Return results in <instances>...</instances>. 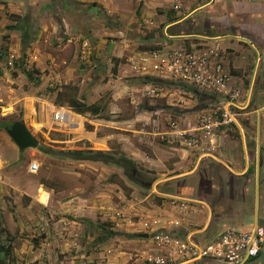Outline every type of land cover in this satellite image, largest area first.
I'll list each match as a JSON object with an SVG mask.
<instances>
[{
	"label": "rangeland",
	"instance_id": "rangeland-1",
	"mask_svg": "<svg viewBox=\"0 0 264 264\" xmlns=\"http://www.w3.org/2000/svg\"><path fill=\"white\" fill-rule=\"evenodd\" d=\"M108 1L110 7L105 8L104 4ZM68 4L72 6L71 10ZM169 4L158 0L151 10L157 15L172 12L165 17L170 22L175 20V14L181 16L184 10L173 9L177 3ZM84 9L89 10L86 28L81 23L82 16L74 17L69 12L83 13ZM40 10H43L40 18L44 22L37 25L14 19L4 11L5 18L14 21L6 22L4 17L1 18L0 10L1 43L16 52L18 57L11 69L0 70V247L10 250L7 256L0 252V264H26L24 259L29 250L42 247L46 241H52L51 246L56 249L66 247L76 250L81 245L87 251L100 247L105 251L108 248L101 246L103 241L109 237L126 236L123 231L129 227L127 223H131V218L125 211L134 203L135 208L147 211L162 206L160 215L167 219V224L173 225L168 230L160 227L159 223L153 229L145 222L139 228L148 239L142 245L140 262L151 264L148 259L163 255V251L152 241L153 236L169 232L184 240L188 231L198 227L188 226L186 230L183 226L189 218V206H201L192 201L199 200L177 193L182 189L186 193V188L193 184L189 185L186 181L188 186L175 187L183 181L180 179L178 184L175 181L171 184L168 177L188 169L190 161L185 160L187 157L198 160L207 153L206 144L188 147L183 140L191 137L188 134L182 137L179 131L188 130L201 110L213 107L215 99L205 94L193 95L191 89L187 90L186 86L174 81L144 77L132 68L128 55L139 58L144 51L160 49L163 43L161 28L164 23L160 26L157 22L160 27L155 28L150 22L139 19L137 14L142 10L138 0H55L53 5ZM106 12H121L122 16ZM52 22H56L59 33L49 35ZM186 24L171 29L167 26V34L170 31L194 30L188 22ZM147 25L154 28L148 30ZM137 27L147 33L145 43H138L134 34ZM123 29L126 36L118 32ZM14 30L18 33L11 37L10 33ZM40 31L44 32L40 35ZM99 36L107 38L108 42L98 44ZM124 37L132 43V49L141 52L125 50L122 62L127 64V70L118 79L110 73L113 68L111 62H115L116 58L105 52L108 46H114L110 40ZM85 39L89 42L90 51L84 59H89L87 63L81 59ZM9 43L13 44V48L8 47ZM108 79H111V84H107ZM147 83L154 94L144 87ZM124 86L134 88L136 103H131L130 92H122ZM244 88H247L245 84ZM254 91L253 86L248 106L240 111L238 121L244 111L249 113L254 106L262 103V100L255 101L257 92ZM114 96L117 98L113 99ZM78 99L83 100L91 112L87 110L79 114L75 108L68 106L70 102H80ZM52 105L70 108L80 117L73 116L58 125L51 119ZM17 121L24 123L27 131L38 141L36 149L21 150L8 137L6 128ZM261 121H264L263 116ZM172 122L179 127H172ZM231 129L230 135L234 138V127ZM246 136L253 135L250 131ZM196 138L200 142V134ZM170 147L181 151L177 153ZM72 151H85L89 156L101 152L127 158L145 186L132 181L130 172L114 163L74 160L68 154ZM251 156L254 159L252 153ZM262 157L264 151L260 163L261 160L264 163ZM178 161H186V164L174 169V163ZM33 162L38 164L35 174L28 172V165ZM211 163L207 159L199 167L206 171L209 166L214 168ZM259 181L263 201L264 167L259 172ZM42 191L50 196L45 206L38 202ZM192 209L191 216L194 217L197 211ZM261 210L259 232L264 229V208ZM147 218L152 219L150 216ZM15 253L21 254L24 259ZM261 255L254 264H264V255ZM97 259L105 258L100 256Z\"/></svg>",
	"mask_w": 264,
	"mask_h": 264
},
{
	"label": "crops",
	"instance_id": "crops-1",
	"mask_svg": "<svg viewBox=\"0 0 264 264\" xmlns=\"http://www.w3.org/2000/svg\"><path fill=\"white\" fill-rule=\"evenodd\" d=\"M54 1L55 0H0L1 18H5L3 15L5 11L11 14L14 19L26 21L30 23V25H37L38 23L44 22L43 19L40 18L43 14V10L40 9L48 7L49 4L53 5ZM165 1L166 3H170L169 6L177 3L175 6L179 5L178 7L184 10L181 16H179L180 14H175V20L167 22L165 17L167 14L171 13L166 12L157 15L151 10L158 0H138V2L141 3L142 11L137 14V17L143 21L146 20V23L150 22L151 26L155 28L160 27L164 23V26L161 28L162 33L165 29L167 32V26H170L169 29H171L179 25H187L186 23L188 22V25H190L194 31L191 30L186 32L181 30L177 31L178 33L170 31L171 33L169 32V35H167L173 38L172 42L181 35H200L217 38L218 41L221 42L222 49L225 51V66L228 68L227 70L230 71L233 80L241 85L243 91H247V97L249 96L251 87L254 86V92H257V99H255V101L258 102L262 100V103L256 107L254 106L251 112L248 113L244 111L242 115L239 116V121L231 127H234V138L230 135V132L233 130L231 128L216 130L210 137L211 144L207 147V153H204L198 160L192 157L191 160H189L187 157L185 160H187V162L190 161L188 169L183 171V173H174L168 177V179L172 181L171 184H173V181L178 184V180L180 179L185 183L188 182L189 185L193 184L191 187L189 186L190 188H186V193L182 192L183 189L178 190L177 193L180 196L199 200L192 202L201 205H196L194 207L189 206L190 209L187 212L189 218L185 220L183 227L186 230L188 226L198 227L188 231L186 237L193 236L195 239L204 242L211 237L213 238L227 226L243 228L244 230L256 225L259 228L258 216H260L262 212L260 209L264 208V196L262 201L260 197L261 184L259 181V172L264 167L263 161L261 160V163L259 161L261 153L264 151V124L261 121L262 116L264 117V99H261V97L264 98V0ZM109 4H111L109 1L106 2V4H104L105 8L110 7ZM68 6L69 10H71L72 6L70 4H68ZM88 11L84 9L83 13L82 11L69 12H71L74 17L82 16L81 23L86 28V19H89V16L86 15ZM106 13L111 15L117 13L118 16H122L121 12ZM5 20L6 22L14 23V21H9L6 18ZM132 21L136 23L135 20ZM56 25V22L50 24L51 30L49 35L59 33V29ZM149 26L150 25H147L148 30L154 28ZM103 28L108 29L105 26ZM135 30L136 32H134V34H136L138 43H145L147 33L139 27H137V29L135 28ZM43 32L44 31H40V35ZM118 32L123 35L125 34V36L127 35L124 29L122 31L118 30ZM14 33H18V31L14 30L11 32V37L14 36ZM99 37L98 44L101 42H108L107 38L102 39L101 36ZM116 40H110V42H114V46H108L106 48L108 50L105 53L108 56L112 54L116 58L115 62H111L113 64V68L110 71L111 76L115 75L118 79H121V74H125L127 70V64L122 62V56H124L125 50L133 52L136 49H132V43L128 42L129 40L127 41L126 37ZM180 41L181 40L177 42ZM8 45V47L13 46L11 43ZM14 45L19 46L16 43H14ZM136 51L141 52V50ZM82 54L83 56H81V59L84 61L86 55L84 52H82ZM130 58L131 56L128 55L127 59L130 60ZM88 61L84 62L87 63ZM111 82V79L107 80V84H111ZM244 84L247 88H244ZM132 89H134L132 86H124L122 92H125V94H129L130 92V99L133 104L136 103L135 98H137V96L135 97ZM116 98L117 97L114 96L113 99ZM78 100L83 103V100ZM247 100L249 101V98L244 101L243 105ZM247 106L248 105H246V107ZM65 108L70 112L69 119H72L73 116L80 117V115L75 114L70 108ZM250 131L253 136H246ZM170 149L177 153L181 151L176 147H170ZM189 149L194 151L193 148ZM196 149H198V147ZM155 158L158 159L157 156ZM207 159L212 162L211 164H213L214 169L209 166L206 171L201 170L199 164L205 162ZM185 162L178 161L174 163V165H176L174 169H177L179 166L182 167L181 164L185 165ZM167 182L166 180L165 183ZM186 186H188V184ZM182 193L184 195H182ZM134 205L135 203L132 204L131 208H127L125 211L131 218V223H127L129 227L126 231H123L126 236L123 238L109 237L108 240L103 241L101 246L108 248L105 251H102L101 247L93 249L92 251H87L81 245L76 250H70L66 247L56 249L54 246H51L53 243L52 241H46L45 245H42V247L36 250H29L26 259L22 258L21 254H15L21 259H24L26 264H142V262H140L141 255H143L141 249L142 245H145L148 239L141 236L143 232L139 231V228H142L145 222H147L145 223L146 225H149V227L153 229H155L156 225L159 223L160 227L163 226L168 230H170L173 225L170 223L167 224V219H164L162 217L163 215H160V211L163 209L162 206H155L154 210L147 211L144 208H135ZM192 208H195L197 211L195 214L196 216L193 215L194 217L191 216L190 210H194ZM145 211H147V215H145ZM147 216H150L152 219L147 218ZM261 233L264 235V229L260 231L259 235H261ZM116 241H118L119 244L116 243ZM112 242H114L113 245H111ZM139 245L141 247H139ZM262 252V255L260 254L261 256L264 255V252ZM260 255L252 259L249 264H254ZM100 256L105 259L97 261L99 259H97V257ZM130 261L132 262L130 263ZM190 264L223 263L202 260Z\"/></svg>",
	"mask_w": 264,
	"mask_h": 264
},
{
	"label": "built area",
	"instance_id": "built-area-1",
	"mask_svg": "<svg viewBox=\"0 0 264 264\" xmlns=\"http://www.w3.org/2000/svg\"><path fill=\"white\" fill-rule=\"evenodd\" d=\"M175 6L174 8H176ZM162 47L158 50L144 51L139 58H130L132 68H135L144 77L174 81L191 89L194 94H205L215 99L212 108L201 110L195 122L189 125L188 130L179 131V134H188V139H182L188 147L201 144L210 146V137L221 128L234 126L240 111L246 108L247 91L243 92L241 85L235 82L225 66L224 49L217 38L197 35H181L180 42H172L173 38L163 32ZM189 42L186 45V42ZM84 54L90 55L89 42H82ZM141 54V53H140ZM18 60L16 52L4 47L0 40V70L11 69ZM145 88L154 94L150 84ZM146 89V90H147ZM147 92V91H146ZM148 93V92H147ZM193 97L192 94H189ZM243 98V99H242ZM212 104V103H211ZM51 119L61 125L69 119L70 112L65 107L52 105ZM178 128L176 122L170 123ZM174 128V129H175ZM200 134L201 138H196ZM183 137V136H182ZM38 164L28 165V172L35 174ZM38 202L47 205L50 196L46 191L40 193ZM259 228L249 229L224 227L213 238L201 242L193 236L181 240L169 232L159 233L152 237V241L163 251L162 256L148 259L151 264H190L202 260H211L223 264H249L258 257L264 243V235H259Z\"/></svg>",
	"mask_w": 264,
	"mask_h": 264
},
{
	"label": "trees",
	"instance_id": "trees-1",
	"mask_svg": "<svg viewBox=\"0 0 264 264\" xmlns=\"http://www.w3.org/2000/svg\"><path fill=\"white\" fill-rule=\"evenodd\" d=\"M171 21H173V19H171ZM68 106L71 108H75L79 114H83L87 110H90L91 112V109L89 106H85V104L80 103V102H77V103L70 102ZM68 154H70L74 160L89 159V160L101 161L103 163H114L120 166V168H123L124 170L130 172V177L132 181H134L135 183H138L140 186H145V183L137 177L136 175L137 173L134 169L133 163L127 158L115 157V156L103 154L101 152L95 153L94 156H89V154L88 153L86 154L85 151H72ZM90 155H93V154L91 153ZM133 170L135 171V173ZM9 251L10 250L8 248H5L4 246L0 247V252L5 256L8 255Z\"/></svg>",
	"mask_w": 264,
	"mask_h": 264
},
{
	"label": "water",
	"instance_id": "water-1",
	"mask_svg": "<svg viewBox=\"0 0 264 264\" xmlns=\"http://www.w3.org/2000/svg\"><path fill=\"white\" fill-rule=\"evenodd\" d=\"M5 131L13 143L21 150L36 149L39 145L38 141L27 131L26 125L20 121L14 122ZM141 236L146 238L147 234H142Z\"/></svg>",
	"mask_w": 264,
	"mask_h": 264
},
{
	"label": "flooded vegetation",
	"instance_id": "flooded-vegetation-1",
	"mask_svg": "<svg viewBox=\"0 0 264 264\" xmlns=\"http://www.w3.org/2000/svg\"><path fill=\"white\" fill-rule=\"evenodd\" d=\"M175 6H173V9H180V7H176V8H174ZM194 31V30H193ZM262 99H264V98H262ZM263 124H264V121H263ZM264 157H262V159H263ZM187 185V183H185V182H181L180 184H178V185H175V187H178V186H182V187H184V186H186ZM263 246H264V243H263V245H262V248H261V252H262V250H263ZM261 252H260V254H261ZM259 254V255H260Z\"/></svg>",
	"mask_w": 264,
	"mask_h": 264
}]
</instances>
